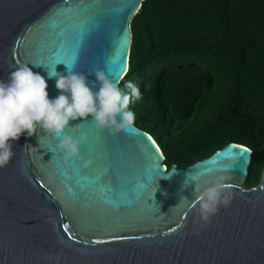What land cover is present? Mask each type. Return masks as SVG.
Instances as JSON below:
<instances>
[{
	"label": "water",
	"instance_id": "1",
	"mask_svg": "<svg viewBox=\"0 0 264 264\" xmlns=\"http://www.w3.org/2000/svg\"><path fill=\"white\" fill-rule=\"evenodd\" d=\"M143 2L0 0V80L27 64L47 79L50 99L60 94L55 72L94 82L103 70L120 87ZM79 123L89 137L81 154L94 161L88 168L73 166L59 151L62 137L42 128L13 142L16 155L0 168V264H264V169L244 187L251 148L230 142L186 167L167 166L136 123L116 136L92 116L70 126ZM238 148L248 151L240 157ZM228 165L233 199L204 222L191 207L195 187Z\"/></svg>",
	"mask_w": 264,
	"mask_h": 264
},
{
	"label": "trees",
	"instance_id": "2",
	"mask_svg": "<svg viewBox=\"0 0 264 264\" xmlns=\"http://www.w3.org/2000/svg\"><path fill=\"white\" fill-rule=\"evenodd\" d=\"M135 123L166 165L186 167L230 142L253 150L245 185L264 169V0H144L131 20Z\"/></svg>",
	"mask_w": 264,
	"mask_h": 264
},
{
	"label": "clouds",
	"instance_id": "3",
	"mask_svg": "<svg viewBox=\"0 0 264 264\" xmlns=\"http://www.w3.org/2000/svg\"><path fill=\"white\" fill-rule=\"evenodd\" d=\"M94 74V82H89L83 73L72 70L67 75L57 72L54 76L49 75V78L56 77V88L60 92L51 99L47 79L27 64L14 67L7 82L0 80V168L7 166L15 157L13 142L25 133L35 135L38 128L62 137L59 151L67 158H77L84 168H88L94 161L81 155V145L89 143L88 133L83 130V123L72 127L70 121L92 116L100 129L108 130L113 136L132 126L135 113L130 110V104L141 98L139 87L128 81L125 84L128 91H124L105 71H95ZM69 128L79 135L65 134ZM228 167L230 165L226 166L225 174L216 175L207 187L202 190L195 187L191 207L197 210L204 222H209L221 206H229L233 199L228 183L231 177L226 174ZM21 171L26 174L23 167ZM174 174L175 171L164 178L170 179ZM185 199L187 197L180 202Z\"/></svg>",
	"mask_w": 264,
	"mask_h": 264
},
{
	"label": "snow or ice",
	"instance_id": "4",
	"mask_svg": "<svg viewBox=\"0 0 264 264\" xmlns=\"http://www.w3.org/2000/svg\"><path fill=\"white\" fill-rule=\"evenodd\" d=\"M56 54L54 53L53 54V56H55ZM76 60V55L73 57V62ZM55 63H57V64H60V63H63V64H65V62H63V61H55ZM125 67H126V64H125V61H124V70H125ZM124 70H123V72H124ZM123 72H122V74H123ZM121 75V74H120ZM146 139L147 140H150V138H148V137H146ZM150 145H153L154 146V141H150ZM235 147V146H234ZM153 150H154V152H157V150L153 147L152 148ZM238 150H240V152H239V156L240 157H242L243 155H244V153H247V149H244V148H238ZM89 152H91V147L89 146ZM82 155V154H81ZM71 159V161H72V164H73V166H75V164H76V161L78 160L77 158H75V157H73V158H70ZM79 167H83V165L81 164ZM79 167L77 168V174L79 175V176H81V178H83V174L82 173H80V171H79ZM161 167H162V165H161ZM230 187L232 186V185H229ZM65 227V231H67V226L65 225L64 226ZM173 230H175V229H173Z\"/></svg>",
	"mask_w": 264,
	"mask_h": 264
},
{
	"label": "rangeland",
	"instance_id": "5",
	"mask_svg": "<svg viewBox=\"0 0 264 264\" xmlns=\"http://www.w3.org/2000/svg\"><path fill=\"white\" fill-rule=\"evenodd\" d=\"M148 134H149V133H148ZM258 183H259V182H258ZM258 183H256V184H258ZM256 184H254V185H256ZM254 185H251V186H254ZM251 186L244 185L245 188H249V187H251Z\"/></svg>",
	"mask_w": 264,
	"mask_h": 264
}]
</instances>
